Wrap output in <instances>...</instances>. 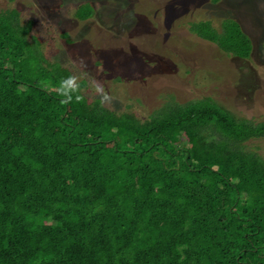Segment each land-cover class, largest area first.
I'll return each instance as SVG.
<instances>
[{"label": "trees", "instance_id": "trees-1", "mask_svg": "<svg viewBox=\"0 0 264 264\" xmlns=\"http://www.w3.org/2000/svg\"><path fill=\"white\" fill-rule=\"evenodd\" d=\"M20 14L0 10V264H264V157L245 145L264 121L211 97L151 123L84 92L62 104L74 73ZM232 22L190 30L248 58Z\"/></svg>", "mask_w": 264, "mask_h": 264}, {"label": "rangeland", "instance_id": "rangeland-1", "mask_svg": "<svg viewBox=\"0 0 264 264\" xmlns=\"http://www.w3.org/2000/svg\"><path fill=\"white\" fill-rule=\"evenodd\" d=\"M90 4L95 15L82 20ZM8 8L19 9L22 22L34 20L31 33L51 61L78 74L83 60L117 112L160 122L170 106L184 110L211 97L239 118L264 121V0H0V10ZM228 20L252 39L248 58L213 43L214 31L190 30L200 21L223 33ZM245 145L264 157V137Z\"/></svg>", "mask_w": 264, "mask_h": 264}, {"label": "clouds", "instance_id": "clouds-1", "mask_svg": "<svg viewBox=\"0 0 264 264\" xmlns=\"http://www.w3.org/2000/svg\"><path fill=\"white\" fill-rule=\"evenodd\" d=\"M86 67L85 62L81 60L76 65L78 74L69 75L59 81L56 92L62 98V104H71L73 102L83 103L85 96L82 93L87 90H90L94 97H98V102L101 107L111 102L112 97L105 89L104 84L95 77L89 76L86 72ZM81 80H86V84L82 85Z\"/></svg>", "mask_w": 264, "mask_h": 264}]
</instances>
